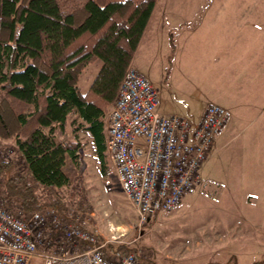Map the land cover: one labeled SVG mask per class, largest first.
Segmentation results:
<instances>
[{"label": "trees", "instance_id": "1", "mask_svg": "<svg viewBox=\"0 0 264 264\" xmlns=\"http://www.w3.org/2000/svg\"><path fill=\"white\" fill-rule=\"evenodd\" d=\"M156 1L0 0V137L15 142L24 163L7 175L2 194L28 211L66 214L57 189L72 181L80 131L100 174H109L105 117ZM96 60L82 92L81 75ZM8 171L0 164V176Z\"/></svg>", "mask_w": 264, "mask_h": 264}, {"label": "built area", "instance_id": "2", "mask_svg": "<svg viewBox=\"0 0 264 264\" xmlns=\"http://www.w3.org/2000/svg\"><path fill=\"white\" fill-rule=\"evenodd\" d=\"M159 104L158 88L129 68L105 117L106 153L139 225L197 191L200 169L230 117L219 104H209L197 121L165 115ZM1 152L0 164H10ZM0 264L151 263L135 251L110 247L72 214L57 208L28 211L0 193Z\"/></svg>", "mask_w": 264, "mask_h": 264}, {"label": "crops", "instance_id": "3", "mask_svg": "<svg viewBox=\"0 0 264 264\" xmlns=\"http://www.w3.org/2000/svg\"><path fill=\"white\" fill-rule=\"evenodd\" d=\"M202 3L178 12L163 9L153 23L152 12L131 68L149 79L155 60L136 66L134 59L145 50L160 61L166 76L158 83L150 81L162 96L159 111L165 115L174 114L180 102L183 113L187 111L195 121L209 104L230 110L227 124L200 169L199 193L209 199L208 185L233 191L229 193L231 204L246 207L243 229L256 239L264 236V221L257 225L252 217L255 205L264 202V5L251 0ZM164 94L169 100L166 104ZM234 157L240 163L236 169L208 167L211 159L226 162ZM242 188L249 192L239 196L237 191Z\"/></svg>", "mask_w": 264, "mask_h": 264}, {"label": "rangeland", "instance_id": "4", "mask_svg": "<svg viewBox=\"0 0 264 264\" xmlns=\"http://www.w3.org/2000/svg\"><path fill=\"white\" fill-rule=\"evenodd\" d=\"M204 1L208 0H157L151 23L157 21L156 18L163 9L178 12L183 7L200 6ZM228 1L226 0V4ZM251 2L264 5V0ZM152 53L140 51L134 64L147 66V63L155 60L149 73L151 81L158 83L166 76V71L160 61L153 58ZM100 65L101 61L96 60L84 69L79 80L82 92L86 91ZM177 87L172 83V88ZM159 98L162 99L160 92ZM167 102L169 100L165 95V104ZM180 103L174 114L189 117L190 113H183V103ZM198 110L199 108L194 114H198ZM70 137H73L72 133ZM78 139L80 149L72 181L58 188L57 193L66 205V214L84 221L110 247L123 245L130 251H136L151 264H264V236L258 235L259 238L252 239L248 236L251 231L243 229L246 226L243 220L246 207L231 204L229 193L233 194V191L208 185L205 192L210 197L206 199L201 198L198 187L195 193L184 196L171 211L160 215L151 223L139 225L137 210L122 192L112 164L110 163L109 174L102 176L90 138L80 131ZM0 148L10 161V172L0 176L1 193L7 175L24 168V163L13 140L0 137ZM245 163L249 165L250 159H246ZM239 164V159L235 157L226 162L223 159H211L208 167L219 169L223 166L233 170ZM205 166L207 168V164ZM232 176L236 177L234 174ZM244 188L237 191L239 196L240 193L249 192ZM254 211L253 220L259 225L264 221V202H258Z\"/></svg>", "mask_w": 264, "mask_h": 264}]
</instances>
